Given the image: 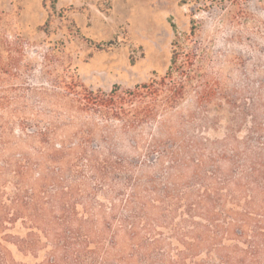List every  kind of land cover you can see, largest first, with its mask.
I'll use <instances>...</instances> for the list:
<instances>
[{
    "label": "trees",
    "instance_id": "16d2710c",
    "mask_svg": "<svg viewBox=\"0 0 264 264\" xmlns=\"http://www.w3.org/2000/svg\"><path fill=\"white\" fill-rule=\"evenodd\" d=\"M195 30L134 88L0 72V264H264V103L241 136Z\"/></svg>",
    "mask_w": 264,
    "mask_h": 264
},
{
    "label": "rangeland",
    "instance_id": "374dc122",
    "mask_svg": "<svg viewBox=\"0 0 264 264\" xmlns=\"http://www.w3.org/2000/svg\"><path fill=\"white\" fill-rule=\"evenodd\" d=\"M193 20L208 73L238 99L226 115L246 113L244 136L263 112L264 0H0V72L17 86L49 87L59 73L93 91L134 88L166 74L176 32Z\"/></svg>",
    "mask_w": 264,
    "mask_h": 264
}]
</instances>
